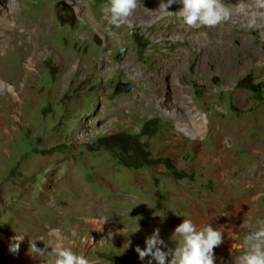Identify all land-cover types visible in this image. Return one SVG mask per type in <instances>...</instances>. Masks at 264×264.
<instances>
[{
    "label": "rangeland",
    "instance_id": "rangeland-1",
    "mask_svg": "<svg viewBox=\"0 0 264 264\" xmlns=\"http://www.w3.org/2000/svg\"><path fill=\"white\" fill-rule=\"evenodd\" d=\"M222 2L212 28L161 0H139L117 28L106 0H0V244L46 214L131 220L111 264H148L135 248L159 228L174 249L163 233L187 218L223 231L214 264H235L264 219V7Z\"/></svg>",
    "mask_w": 264,
    "mask_h": 264
},
{
    "label": "clouds",
    "instance_id": "clouds-1",
    "mask_svg": "<svg viewBox=\"0 0 264 264\" xmlns=\"http://www.w3.org/2000/svg\"><path fill=\"white\" fill-rule=\"evenodd\" d=\"M174 3H177V0H168L167 3L161 0L159 10L164 9L169 14H175L189 28L216 27L229 16V9L222 0H179L183 5L179 12L167 11ZM257 3L259 7H264V0H257ZM139 4V0H106V3L101 5V12L110 25L119 28L128 21ZM257 223L258 228L249 229L244 235L242 251L235 257V264H264V219ZM248 227L246 223L241 225V228ZM13 239L15 243L10 246V251L18 254L24 236L17 235ZM171 240L176 243L174 249L168 248L160 237V229L157 228L152 235L146 237L145 248L137 246L135 251L141 261L150 257L148 264L153 261L156 264H168L169 257L170 264H214V249L222 244L223 231L208 223L198 225L185 218L175 228ZM128 246L126 244V247ZM162 248H167V251ZM28 255L33 258L48 256L47 264H91L84 255L77 254L69 247L57 245L49 251L47 246L43 249L37 247V240L34 239L29 240Z\"/></svg>",
    "mask_w": 264,
    "mask_h": 264
},
{
    "label": "crops",
    "instance_id": "crops-1",
    "mask_svg": "<svg viewBox=\"0 0 264 264\" xmlns=\"http://www.w3.org/2000/svg\"><path fill=\"white\" fill-rule=\"evenodd\" d=\"M34 212L36 210L31 207ZM46 214V213H44ZM131 219V218H130ZM119 220V218L117 219ZM118 224L111 221L108 218L104 219H92L85 218L79 219L77 221L71 220L66 222L63 218H56L52 215H44L43 220L37 219L30 226L25 228L9 229L7 230L6 237L0 244V254L13 255L10 251V246L14 237L17 235L24 236L23 241L20 243L21 254L15 259L9 260L7 264H47L49 257H39L33 258L28 255L29 240H37V247L44 248L47 246L49 251L51 248L57 245H63L65 247L71 248L74 252L79 255H84L90 260L91 264H111L117 257H124L126 248L125 241L131 239V220L128 222H121ZM105 229L108 232V238L105 245L97 251L91 253H85L79 244V238L83 235L90 234L92 232H99ZM168 234L165 231L164 237L170 238L174 233ZM174 242H170V246ZM22 255V256H21ZM119 262H114L113 264H118Z\"/></svg>",
    "mask_w": 264,
    "mask_h": 264
},
{
    "label": "bare ground",
    "instance_id": "bare-ground-1",
    "mask_svg": "<svg viewBox=\"0 0 264 264\" xmlns=\"http://www.w3.org/2000/svg\"><path fill=\"white\" fill-rule=\"evenodd\" d=\"M7 25V28H9V30L10 29H13V27H16L15 25L14 26H12V25H10V24H6ZM3 28H5V26H3ZM77 65V64H76ZM79 65V64H78ZM75 66V65H74ZM76 68V67H75ZM0 87H3V84L0 82ZM175 113V112H174ZM176 115V114H175ZM199 116L197 115V117H194L193 119H194V121H195V119L196 118H198ZM202 123H203V125L204 126H206V123H205V120L204 121H202ZM179 129L180 130H182L183 132H186L188 135L189 134H191L190 133V129H189V127L188 126H185L182 122H179ZM194 133V132H193ZM194 136H195V134H194ZM197 136H199V135H196V137ZM242 234H246L244 231H243V233ZM225 249V248H224ZM225 251V250H224ZM227 251V250H226ZM223 252V251H222ZM233 257H234V255H233Z\"/></svg>",
    "mask_w": 264,
    "mask_h": 264
},
{
    "label": "built area",
    "instance_id": "built-area-1",
    "mask_svg": "<svg viewBox=\"0 0 264 264\" xmlns=\"http://www.w3.org/2000/svg\"><path fill=\"white\" fill-rule=\"evenodd\" d=\"M82 242L91 248V247L97 246L100 241L97 239V237L90 236V237L83 238Z\"/></svg>",
    "mask_w": 264,
    "mask_h": 264
},
{
    "label": "water",
    "instance_id": "water-1",
    "mask_svg": "<svg viewBox=\"0 0 264 264\" xmlns=\"http://www.w3.org/2000/svg\"><path fill=\"white\" fill-rule=\"evenodd\" d=\"M122 90H129L130 89V84H124L122 85Z\"/></svg>",
    "mask_w": 264,
    "mask_h": 264
}]
</instances>
